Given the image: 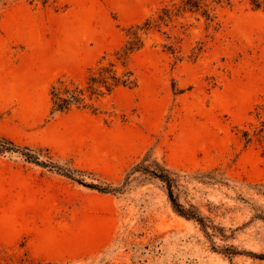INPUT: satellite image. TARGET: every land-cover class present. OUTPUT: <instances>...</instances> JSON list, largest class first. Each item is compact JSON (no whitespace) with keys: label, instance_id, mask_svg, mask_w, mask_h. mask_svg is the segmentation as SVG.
<instances>
[{"label":"rangeland","instance_id":"rangeland-1","mask_svg":"<svg viewBox=\"0 0 264 264\" xmlns=\"http://www.w3.org/2000/svg\"><path fill=\"white\" fill-rule=\"evenodd\" d=\"M0 140V264H264V0H0Z\"/></svg>","mask_w":264,"mask_h":264},{"label":"trees","instance_id":"trees-1","mask_svg":"<svg viewBox=\"0 0 264 264\" xmlns=\"http://www.w3.org/2000/svg\"><path fill=\"white\" fill-rule=\"evenodd\" d=\"M64 100H65V99H64ZM68 106H69V104H68V102L65 100L63 104H58V105L56 106V109H57V110H65V109L68 108ZM0 149H3V150H13V149H14V146H13V144H12L11 142L4 141V140H0ZM23 154H24V156H25L26 158H28L29 160H33L34 162H37V163L39 162L38 159H37V157L31 155L30 153L25 152V153H23ZM160 176H162V175H160ZM92 187H93V188H96V189H98V190H100V191H106L105 188H101V187L98 188V187H95V186H93V185H92ZM168 197H169V199L171 200V202H172L174 205H177V206H178V204L175 203V199H174V197H173V195H172V192H171L170 190L168 191Z\"/></svg>","mask_w":264,"mask_h":264}]
</instances>
